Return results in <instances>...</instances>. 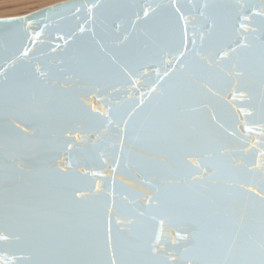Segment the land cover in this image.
Returning <instances> with one entry per match:
<instances>
[{
    "label": "water",
    "instance_id": "95a60500",
    "mask_svg": "<svg viewBox=\"0 0 264 264\" xmlns=\"http://www.w3.org/2000/svg\"><path fill=\"white\" fill-rule=\"evenodd\" d=\"M205 3L211 6L205 15L217 19L221 35L211 45L206 36L201 46L199 35L201 26L206 31V22L199 11ZM177 7L188 21L189 38L186 55L179 60V53L184 51L179 41L185 21L179 20ZM262 13L264 0H65L22 16L0 18V233L9 231L2 208L3 177L10 163L6 156L18 148L33 157L23 163L17 160L22 168L66 169L69 174L70 183L65 185L47 181L51 206L46 211L53 219L55 215H75L91 220L97 207L102 210L107 205L114 234L117 227L126 228L127 221L135 219V243H142L140 237L145 232L150 237L159 235L161 251L180 259L188 247L181 237L199 224L201 246L189 248L187 253L197 264L204 258L210 230L194 206L210 194L225 202L231 200L237 194L224 189L236 187L238 182L246 181L244 190L259 191L258 185L264 181V119L258 105L253 115H247L253 107L245 89L241 88L243 97L237 92L233 99L234 88L240 87L237 80L242 78L227 75L237 58L231 53V60L219 61L223 74L210 83L201 81V87L207 83L212 93L189 94L177 86L160 103L157 97L169 85L194 79L190 67L194 32L196 48L207 61L209 53L218 56L220 49L228 51L229 45L235 47L246 35L251 39V30L264 25ZM241 23L244 29H240ZM158 26L170 30L174 40L160 42L154 49L156 56L143 57L145 34L157 35ZM248 59L256 68L255 56ZM84 63L94 69L93 79L73 74V69ZM165 72L169 75L164 76ZM33 75L45 84L55 85L59 80L75 118H66L68 105L55 99L39 108L21 105L5 116L3 86L20 84ZM141 98L145 100L144 110H137L129 120V113ZM176 113L182 116L187 138H199V147L193 155L179 157L191 167H179L176 154L167 158L180 181L169 187L164 180L166 173L151 161L154 157L166 159L156 155V146L170 140L169 121ZM125 120H129L126 131ZM8 126L15 129L11 143L5 139ZM193 176L202 183L196 184ZM73 188L80 193L78 213H68L70 204L62 202L63 195ZM149 197H153L151 205ZM236 208L242 212L239 202ZM137 210L144 211L145 216L137 218ZM117 219L124 223L117 225ZM237 254L255 264L258 241L238 242ZM29 255V249L14 239L0 240V264H29Z\"/></svg>",
    "mask_w": 264,
    "mask_h": 264
},
{
    "label": "snow or ice",
    "instance_id": "6c2138e0",
    "mask_svg": "<svg viewBox=\"0 0 264 264\" xmlns=\"http://www.w3.org/2000/svg\"><path fill=\"white\" fill-rule=\"evenodd\" d=\"M96 7V5H93ZM211 6L205 3L199 11V15L204 18L205 26H201L202 30L199 35L201 46H203L207 36L210 45L214 43L215 38L221 35L218 31L219 25L215 17L205 15V10ZM176 12L180 13L179 20L185 21L180 35V44L184 47V51L179 53L177 59L185 57L187 52L188 38V21L185 15L180 12V8H176ZM264 15V13L260 14ZM144 16L148 17L149 13L144 12ZM137 15V19H139ZM248 19V17H244ZM27 23V21H25ZM119 28V25H117ZM245 25L240 24V29H244ZM84 29L81 28V31ZM157 35H146V41L143 44V51L140 53L143 57L151 58L157 53L154 49L160 47V42L174 40L170 30L163 26L156 29ZM251 39L246 35L244 41L236 43L235 47L228 46V51L220 49L218 56L211 53L208 55L207 61L200 55L196 48V34L193 33L191 39L193 57L190 61V67L194 79L188 83L178 82L177 85H169L157 97V103H160L173 87H183L189 94L212 93V88L208 84H203L202 80L211 82L215 78L224 73V68L220 66L219 61L225 59L231 60V54L237 57L228 68L227 75L235 74L242 79L237 80L238 88L233 90V99H236V93L240 96L245 95L250 101L253 112L247 115H253L256 106L262 119H264V25L259 29L251 30ZM128 37L125 36V40ZM255 56L257 67L254 68L249 63L248 57ZM199 57V59H197ZM183 67V65H182ZM39 72V69L36 70ZM62 71H68L64 69ZM79 74L85 80L93 79L95 76L94 69L87 63L79 65L73 69V74ZM41 76L46 75L40 73ZM159 75V74H158ZM169 73L165 72L164 76ZM164 76L159 79L163 80ZM52 79H55L54 77ZM155 91V89H153ZM214 94V93H213ZM144 94L141 93V97ZM55 99L60 104L68 105L67 111L64 113L66 118H75L76 114L71 110L70 101L64 95V89L59 87L57 79L55 85L45 84L34 75L25 79L20 84H5L3 86V105L5 116L21 105L27 107H36L47 105L51 100ZM145 100L141 98L136 103L135 108L129 113V120L137 110L143 111ZM190 111L195 112V109ZM211 119L216 120L215 114ZM129 120H125V131L127 130ZM112 121L109 120V123ZM171 128V137L169 141H165L156 146V155L165 157L163 161L156 160L155 157L151 163L158 165L159 169L166 173L164 180L169 187L180 183L177 174L174 173L168 162V157L172 154L177 155V164L179 167H191L186 160H180L179 157H187L193 155L194 151L199 147V138L192 136L188 139V133L184 130V121L180 113H176L169 121ZM223 127V125H220ZM19 127L18 125L16 126ZM15 129L8 126L5 130V139L12 142V135ZM36 133L34 132L33 135ZM120 150H124V140H120ZM71 147V145H69ZM39 156V153L35 154ZM33 158L27 153L20 151L18 148L7 154L6 159L10 163L6 165L3 177L2 191V208L5 218L9 221L8 234L0 233V240L14 239L15 241L25 245L30 255L28 257L29 264H193L192 257L187 253L189 248L196 250L201 246L200 225L194 224L193 230L187 231V234L181 237L188 247H184L181 253L182 259L178 258L174 253L161 251L160 245L162 241L159 235L148 236L147 232L140 237L142 243H135L136 234L132 225L136 223L135 219L127 221L126 228L117 227L115 234L113 233V221L111 209L104 206L101 210L97 207L91 220H84L75 215H55L46 211L51 206V191L47 181L53 180L57 184L65 185L70 183L67 170H44L40 167H24L22 168L17 160ZM107 163V161H105ZM199 165H197V168ZM196 184L202 181L193 176ZM245 182H238V186L224 189L228 193H236L227 202L216 196L209 195L202 197L194 206V211L200 217V220L206 224L210 230V237L204 250V258L199 259L197 264H251V262L239 257L237 254L238 242L245 244L258 241L259 259L255 264H264V181L258 185L259 191L254 188L244 190ZM160 192V189H157ZM80 193L73 188L71 193H65L62 202L70 204L66 210L68 213H78L81 211V201L77 199ZM96 200L97 197H90ZM149 204L153 202V197H149ZM160 199L159 196L156 197ZM237 202L242 207V212H238L236 208ZM160 209L163 211L164 206L161 204ZM144 211L137 210L136 217L143 218ZM155 218V217H153ZM117 225L124 221L117 219ZM163 224V221H161ZM127 233V235H125ZM179 236V233H177ZM154 241V242H153ZM172 244L176 245L177 241L172 240Z\"/></svg>",
    "mask_w": 264,
    "mask_h": 264
},
{
    "label": "rangeland",
    "instance_id": "374dc122",
    "mask_svg": "<svg viewBox=\"0 0 264 264\" xmlns=\"http://www.w3.org/2000/svg\"><path fill=\"white\" fill-rule=\"evenodd\" d=\"M65 0H0V18L22 16Z\"/></svg>",
    "mask_w": 264,
    "mask_h": 264
}]
</instances>
